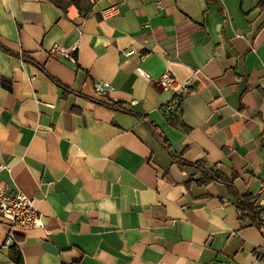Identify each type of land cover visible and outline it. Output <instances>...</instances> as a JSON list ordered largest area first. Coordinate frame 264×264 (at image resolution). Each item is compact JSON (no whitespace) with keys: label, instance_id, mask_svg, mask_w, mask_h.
Segmentation results:
<instances>
[{"label":"crops","instance_id":"1","mask_svg":"<svg viewBox=\"0 0 264 264\" xmlns=\"http://www.w3.org/2000/svg\"><path fill=\"white\" fill-rule=\"evenodd\" d=\"M258 2L89 0L62 9L0 0L9 50L0 47V184L33 198L43 222L5 244L0 221V264H264L254 255L263 242L255 221L227 187L189 180L126 112L254 198L264 186ZM138 67L188 82L177 109H165L173 90ZM99 81L109 89L95 91Z\"/></svg>","mask_w":264,"mask_h":264},{"label":"built area","instance_id":"2","mask_svg":"<svg viewBox=\"0 0 264 264\" xmlns=\"http://www.w3.org/2000/svg\"><path fill=\"white\" fill-rule=\"evenodd\" d=\"M134 49L123 52L125 57L134 54ZM139 74L145 76L150 83H154L166 90H173L175 96L172 103L165 109L169 111L172 105L180 102L186 92L187 83L177 82L168 72L162 73L157 80L150 78L141 67H138ZM95 91L109 89L110 85L106 81H99L93 84ZM6 169L4 164H0V172ZM253 208L257 214L255 225L262 237V244L254 252L256 257L264 255V186L262 190L254 196ZM0 221L8 226L9 232L5 244L12 239L15 230H25L34 227H43L40 213L36 207L35 200L20 190L6 191L5 187L0 184Z\"/></svg>","mask_w":264,"mask_h":264},{"label":"trees","instance_id":"3","mask_svg":"<svg viewBox=\"0 0 264 264\" xmlns=\"http://www.w3.org/2000/svg\"><path fill=\"white\" fill-rule=\"evenodd\" d=\"M50 1H52L56 6L62 8V9H63L62 3H64V2L66 3V5H75V7L79 9V7H77V1L76 0H50ZM263 3H264V0H259L258 5L260 6ZM0 47L5 51H9L1 43H0ZM24 60L30 61V59H28V58H24ZM50 79L52 81H54L62 89L67 90L66 86H64L63 84L59 83L58 81H56L52 77H50ZM98 103L104 107L114 109V110H117L120 108V105L118 102L105 103V102H99L98 101ZM173 106H174L173 109H177V107L175 105H173ZM126 112L143 121L144 125L148 128V130L151 132V134L158 140V142L162 145V147L167 151L169 156L172 158L173 162L177 163V165L180 168H182L183 170H185L188 173L189 180L194 181L198 185H206V184L211 183V182H218V183L224 184L227 187V189L229 190V192L231 193V195H233L234 198L237 200L238 209L241 212L250 215L251 218L256 222L257 214L253 208L254 198H252L248 195H243V196L238 195L237 192L235 191L234 187H233V183H232L233 177L226 176L225 174H223L218 169L208 168L205 166V164L203 162H199V161L189 162V161L182 159L179 155H177L171 151L169 145L166 142V139L161 136V133L156 129L155 126L147 123V121L143 118V116H140L137 113H132L130 111H126ZM168 119L170 120V124L172 126H174V127L178 126V124L176 122H173L171 120V117H168ZM14 260L17 264H20L18 257H16Z\"/></svg>","mask_w":264,"mask_h":264},{"label":"rangeland","instance_id":"4","mask_svg":"<svg viewBox=\"0 0 264 264\" xmlns=\"http://www.w3.org/2000/svg\"><path fill=\"white\" fill-rule=\"evenodd\" d=\"M77 1V7H79V9H85L88 4H89V0H76ZM63 8L69 7V6H74L75 5H66V3H62Z\"/></svg>","mask_w":264,"mask_h":264}]
</instances>
